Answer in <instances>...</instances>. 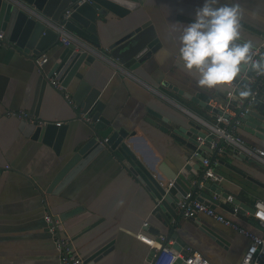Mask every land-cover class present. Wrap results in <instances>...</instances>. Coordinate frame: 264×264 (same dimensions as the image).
Returning <instances> with one entry per match:
<instances>
[{"label":"crops","instance_id":"1","mask_svg":"<svg viewBox=\"0 0 264 264\" xmlns=\"http://www.w3.org/2000/svg\"><path fill=\"white\" fill-rule=\"evenodd\" d=\"M136 1L140 6L124 24L130 29L151 20L160 48L136 69L118 64L107 49L94 48L98 54L86 69L82 64V79L100 90L105 103L102 115L111 120L115 129L123 128L129 133L134 140L129 137L126 141L140 160L168 166L175 161L185 163L190 156L188 148L164 128L172 129L173 123L188 125L191 121L214 124L216 113L175 87L199 94L200 99L217 108L218 102L238 101L233 90L240 86L232 85L223 91L220 87L201 88L180 68L182 61L176 56L179 35L201 0ZM239 3L243 11L242 39H251L256 45L254 49L264 48V0ZM122 21L116 17L100 24L102 45L107 46L122 29ZM11 27L4 30L6 40ZM65 36L72 40L69 34ZM66 46L60 39L47 50L48 61L42 70L35 54L0 42V264H64L48 229V212L60 222L62 213L66 214L63 222L75 218L60 233L69 238L73 252L84 262L100 249L110 247L99 259L85 264H150L154 249L143 237L156 238L155 247L159 248L165 244L159 235L167 237L170 228L153 213L155 204L146 186L110 150H102L60 193L46 192L74 139L81 141L93 134L87 115L75 117L78 108L72 96L80 78H75L68 88L59 89L45 76ZM263 90L264 80L261 97ZM232 108L231 115L235 116L238 111ZM21 111L39 120L68 123L60 154L40 139L23 133L20 118L14 115ZM235 137L239 143L230 144L229 150L223 146L211 166L225 176L221 182L225 190L253 204L257 199L264 200V156L259 154V150H264V140L239 127ZM236 149L252 159L234 157ZM205 154L212 158L211 152ZM174 195L178 203L184 200L180 193ZM220 199L228 207L218 206V212L248 231L262 232L248 211L242 218L233 212V204H227L225 197ZM178 210L181 211L179 206ZM145 222L150 227L144 226ZM172 222L186 246L199 250L214 264H239L251 243L246 233L207 214L189 218L181 213ZM170 240L174 241L172 237Z\"/></svg>","mask_w":264,"mask_h":264},{"label":"water","instance_id":"2","mask_svg":"<svg viewBox=\"0 0 264 264\" xmlns=\"http://www.w3.org/2000/svg\"><path fill=\"white\" fill-rule=\"evenodd\" d=\"M138 6H140V2L136 0H87L81 4H78V0H0V29L8 30L12 26L9 38L4 42L22 52L35 54V60L57 44L62 35L69 34L72 38L70 44L61 52L59 60L55 62L48 73H45V76L47 79L56 77L64 88L73 84L75 78H80L72 96V101L78 108L75 117L81 119L83 118L82 114L90 117L91 122L87 121V123L93 134L81 141L74 139L67 151L68 156L63 166L53 177L46 192L60 193L82 169L107 148L149 190L155 204L153 213L160 222L170 228L167 237L174 239L172 251L177 252L186 246V242L176 232V226L172 222L173 217L183 214L182 209L178 210L179 200L174 194L175 192L180 193L181 198L195 197L214 208L228 207L221 202L220 196L227 198L230 192L224 189L221 182L204 180L207 167L204 166L203 160L206 158L205 153L211 152L212 164L218 154V148L229 147V145H226L225 139L221 137L218 148L212 151L211 142L217 136L213 123H204L203 125L194 121L188 125L173 123L172 129L169 127L164 129L188 148L190 156L186 162L175 161L171 166L164 163L157 165L155 162L145 164L126 141L130 137L129 133L123 128L115 129L111 120L102 115L105 103L100 98V90L82 79L81 66L83 64L86 69L94 61V56L98 54L94 48H97L107 49L118 64L136 69L160 48L161 43L151 20H144L130 29L124 24L127 17L132 15ZM70 7H72V11L69 17L63 18V14ZM116 17L123 20L122 29L117 33L118 35H114L107 46H104L99 35V26ZM254 72V70H250L245 73L244 83L248 86ZM169 85L171 84L169 83ZM239 86H242L240 81ZM175 89L215 113H222L212 104L200 99L199 94H192L178 87ZM233 94L239 100L241 99L236 89L233 90ZM250 94L244 97L245 102L242 105H239V100H231L238 111L234 120L240 121L239 128L248 131L257 139L264 140V97L260 96L252 103H248ZM246 108L248 109L241 114ZM58 121L47 120L46 123L40 124L36 118L23 117L20 118L19 128L26 136L40 139L52 146L57 154H60L69 125L65 121L60 123ZM105 138H108L106 142ZM133 140L130 137V141ZM232 145L234 146V144ZM195 152H197L196 155ZM233 156L245 160L252 159L245 153L238 152L237 149L233 151ZM225 164L236 169L230 163ZM233 196V203L240 206L238 215L243 218L248 211L249 216L253 217L254 203L247 204L238 195L233 194ZM226 203L229 204V202ZM54 217L58 219L55 215ZM64 219H66V214L62 213L60 216L62 222L58 224L60 230L76 221L74 218L69 222H63ZM147 227H150L149 224ZM109 248L100 249L85 262L99 259ZM174 264L187 263L178 258Z\"/></svg>","mask_w":264,"mask_h":264},{"label":"clouds","instance_id":"3","mask_svg":"<svg viewBox=\"0 0 264 264\" xmlns=\"http://www.w3.org/2000/svg\"><path fill=\"white\" fill-rule=\"evenodd\" d=\"M243 11L239 0H201L192 19L179 35L176 56L182 61L180 68L195 79L201 88L231 89L240 81L238 95H249L245 73L254 70L264 74V55L254 58L256 47L251 39H242ZM257 216L264 220V211Z\"/></svg>","mask_w":264,"mask_h":264},{"label":"built area","instance_id":"4","mask_svg":"<svg viewBox=\"0 0 264 264\" xmlns=\"http://www.w3.org/2000/svg\"><path fill=\"white\" fill-rule=\"evenodd\" d=\"M87 0H78V4H81ZM72 11V7L68 8L63 14V18H68ZM61 41L65 45H69L71 40L69 37L62 35ZM6 40V34L4 30L0 29V42ZM255 57L259 58L261 55H264V48L259 47L254 49ZM48 61V57L44 54L41 57L36 59V63L40 69L43 70L45 63ZM51 83L59 89H65L63 85L59 82L56 77H51ZM264 74H258L254 72L253 77L250 79L249 84V100L248 103H252L256 98L261 96V90L263 86ZM234 86H239V81H234ZM245 99L240 100L239 105L244 104ZM218 107L222 113H216L215 121L213 124L214 131L216 132V138L211 142V149L214 151L218 148V142L221 137L225 139L226 145L238 144V139L235 137V133L237 128L240 125L239 120H234L235 116L231 115V111L233 110V104L230 100L227 102H218ZM235 108V107H234ZM248 108L241 112L243 114ZM16 115L19 118L28 117L30 119L35 118L29 116L26 112L21 111L17 112ZM88 122H91V118H86ZM39 120V119H38ZM61 121H58L60 123ZM40 124L46 123V120H39ZM108 138H105L106 142ZM219 150H223V146L218 148ZM195 155L197 152L194 153ZM260 156H264V150H259ZM204 166H206V170L204 173V180H211L215 182H222L225 176L215 171L212 168L211 159L206 157L203 160ZM234 196L229 195L226 198V202L233 204V212L236 214L240 212V206L238 204L233 203ZM178 206L183 210V214L189 218H196L200 214H207L215 218L216 220L223 222L230 226H235L241 232L246 233V235L250 238V245L243 254L241 261L239 264H264V220L260 219L257 216L258 211H264V200L257 199L254 202L255 211L253 212V217L258 221L259 225L262 228L261 233L251 232L247 229L238 226L231 218L226 217L224 214L217 211L216 208L194 198H184V200L178 203ZM46 220L48 222V229L54 236V244L59 254V260L64 264H85L83 257L73 252L71 243L69 238L62 236L60 233L61 230L58 227L60 223L59 219H56L52 213H46ZM148 222L144 223V226H148ZM159 239L165 241V244L160 246L159 248L155 247L156 238L151 236H144L143 240L146 241L151 247L154 248V252L152 254L150 264H174L178 258L184 260L187 264H214L208 257H206L202 252L195 249L192 246H185L182 250L173 252L172 245L174 243L173 240L168 239L165 235L160 234Z\"/></svg>","mask_w":264,"mask_h":264},{"label":"trees","instance_id":"5","mask_svg":"<svg viewBox=\"0 0 264 264\" xmlns=\"http://www.w3.org/2000/svg\"><path fill=\"white\" fill-rule=\"evenodd\" d=\"M228 147V146H227Z\"/></svg>","mask_w":264,"mask_h":264}]
</instances>
